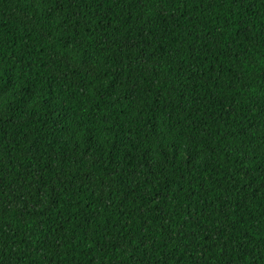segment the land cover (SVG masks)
Returning a JSON list of instances; mask_svg holds the SVG:
<instances>
[{
  "label": "trees",
  "instance_id": "obj_1",
  "mask_svg": "<svg viewBox=\"0 0 264 264\" xmlns=\"http://www.w3.org/2000/svg\"><path fill=\"white\" fill-rule=\"evenodd\" d=\"M0 264H264V0H0Z\"/></svg>",
  "mask_w": 264,
  "mask_h": 264
}]
</instances>
